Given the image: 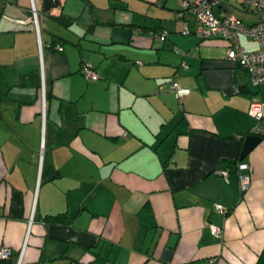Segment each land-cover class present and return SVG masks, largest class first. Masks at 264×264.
<instances>
[{"label": "crops", "instance_id": "obj_1", "mask_svg": "<svg viewBox=\"0 0 264 264\" xmlns=\"http://www.w3.org/2000/svg\"><path fill=\"white\" fill-rule=\"evenodd\" d=\"M34 3L40 45L31 0H0V246L13 251L0 264L21 251V264H254L264 137L239 157L264 84L227 59L230 42L197 36L179 0ZM210 4L259 21L238 0ZM239 45L259 49L245 35ZM171 81L190 94L178 100ZM239 162L251 170L244 193ZM62 213L70 222L47 218Z\"/></svg>", "mask_w": 264, "mask_h": 264}, {"label": "built area", "instance_id": "obj_2", "mask_svg": "<svg viewBox=\"0 0 264 264\" xmlns=\"http://www.w3.org/2000/svg\"><path fill=\"white\" fill-rule=\"evenodd\" d=\"M240 6L259 16V21L253 25H245L240 19L233 15H228L223 18L217 17L211 8L210 0H179V5L182 10L192 14L195 27L194 33L202 39H224L230 42L226 57L231 62L244 68L250 75L251 81L255 85L264 84V0H238ZM30 21L34 25V30L38 37L40 45V27L38 24V10L31 0L30 6ZM183 33L188 34L190 31L184 29ZM245 35L255 40L259 44L257 51L247 52L239 45V36ZM166 37V32H162L159 36L161 40ZM55 50L61 52L63 49L59 44L54 46ZM178 52V50H176ZM182 68H187V65L182 63ZM81 70L84 76L90 80H97L98 74L95 72L92 64L84 61L81 65ZM169 89L174 93L178 100H182L190 94V89L183 87L176 81L169 83ZM41 93V115H45V88L42 83L40 87ZM248 114L255 120V125L250 134L264 137V102H252L249 105ZM237 168L240 170H248L247 174L239 175V189L241 193L246 192L251 183V170L245 163L239 162ZM221 176L226 178L227 171H221ZM214 208L221 213H226L227 210L219 204H215ZM212 235L218 237L222 234V228L209 225ZM13 254V251L7 246H0V261H8ZM22 251L18 254L14 264H21Z\"/></svg>", "mask_w": 264, "mask_h": 264}, {"label": "water", "instance_id": "obj_3", "mask_svg": "<svg viewBox=\"0 0 264 264\" xmlns=\"http://www.w3.org/2000/svg\"><path fill=\"white\" fill-rule=\"evenodd\" d=\"M43 11L47 12L51 8L58 5V0H41ZM262 137L254 134H249L244 137L242 143V149L240 153V160H243L247 154L261 141Z\"/></svg>", "mask_w": 264, "mask_h": 264}, {"label": "trees", "instance_id": "obj_4", "mask_svg": "<svg viewBox=\"0 0 264 264\" xmlns=\"http://www.w3.org/2000/svg\"><path fill=\"white\" fill-rule=\"evenodd\" d=\"M64 23V22H62ZM47 218L53 222L67 223L70 222V218L65 214L49 215ZM254 264H264V248L258 254L257 259Z\"/></svg>", "mask_w": 264, "mask_h": 264}, {"label": "bare ground", "instance_id": "obj_5", "mask_svg": "<svg viewBox=\"0 0 264 264\" xmlns=\"http://www.w3.org/2000/svg\"><path fill=\"white\" fill-rule=\"evenodd\" d=\"M237 171V170H236ZM241 171V170H240Z\"/></svg>", "mask_w": 264, "mask_h": 264}]
</instances>
